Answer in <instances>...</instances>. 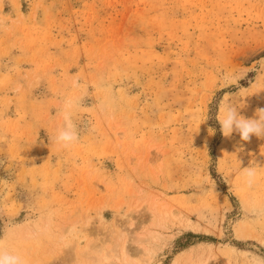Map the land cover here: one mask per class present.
Masks as SVG:
<instances>
[{"label":"rangeland","instance_id":"374dc122","mask_svg":"<svg viewBox=\"0 0 264 264\" xmlns=\"http://www.w3.org/2000/svg\"><path fill=\"white\" fill-rule=\"evenodd\" d=\"M228 104L264 109V0H0V251L264 264V137H225Z\"/></svg>","mask_w":264,"mask_h":264},{"label":"clouds","instance_id":"9594fccd","mask_svg":"<svg viewBox=\"0 0 264 264\" xmlns=\"http://www.w3.org/2000/svg\"><path fill=\"white\" fill-rule=\"evenodd\" d=\"M75 107L76 104L71 99L63 105L61 113L63 124L58 128L55 136V142L63 149H70L79 142L77 125L72 119ZM257 117V119H245L238 114L234 106L228 104L223 110L222 118L218 121L225 137L236 131L243 141H248L252 135L264 137V109L257 110ZM257 175V169L254 167H245L242 170V178L248 185L255 181ZM0 264H22V261L17 255L0 251Z\"/></svg>","mask_w":264,"mask_h":264},{"label":"bare ground","instance_id":"6f19581e","mask_svg":"<svg viewBox=\"0 0 264 264\" xmlns=\"http://www.w3.org/2000/svg\"><path fill=\"white\" fill-rule=\"evenodd\" d=\"M154 203H155V202H154ZM153 207H154V206H153ZM163 211H164V210H163ZM162 213H163V212H162ZM164 215H165V214H164ZM158 216H159V214H158ZM165 216H166V215H165ZM165 216H163V217H165ZM163 217H162V218H163ZM162 218H161V219H162ZM163 219H164V218H163ZM116 225H117V224H116ZM130 226H131V224H130ZM156 226H157V225H156ZM156 226H155V227H156ZM115 228H116V227H115ZM156 228H157V227H156ZM156 228H155V229H156ZM158 228L160 229V227H158ZM147 230H148V229H147ZM118 231H119V233L121 234V232H120L121 229H120V230L118 229ZM149 231H150V230H149ZM152 231H153L154 234L156 235L157 231H155V230H152ZM149 233H152V232H149ZM149 235H150V234H149ZM135 236H136V235H135ZM144 236H145V235H144ZM117 237H118V236H117ZM152 237H154V236H152ZM141 238H142V237H141ZM155 238H156V237H155ZM155 238H154V239H155ZM125 239H126V238H125ZM59 240H60V239H59ZM142 240H143V239H142ZM145 240H146V239H145ZM140 241H141V240H140ZM58 242H59V241H58ZM60 242H61V241H60ZM136 242H137V240H136ZM58 244L60 245V243H57V245H56V242H55L56 247L58 246ZM63 244H64V243H63ZM96 244H97V243H96ZM85 245H86V244H85ZM122 245H123V244H122ZM120 246H121V245H120ZM56 247H53V248H56ZM83 247H84V246H83ZM86 247H87V245L83 248V249H84L83 251H85ZM94 247H95V246H94ZM94 247H93V248H94ZM119 248H120V251H119V253H118V255H119L118 257H119V258L116 256V257H117L116 259H118V263H117V264H119V263L122 264V263H125V262H127V261L129 262V260L126 261V258H130V256H129L130 254H129L128 252H127L128 254L126 253L127 250L125 251V249H127V248H125L124 245L121 246V247H119ZM51 249H52V248H51ZM51 249H50V250H51ZM59 249H60V247H59ZM87 249H88V248H87ZM90 249H91V248H90ZM145 249H146V248H145ZM56 250H57V249H56ZM60 250H61V249H60ZM70 250H71V249H70ZM81 250H82V249H81ZM88 250H89V249H88ZM88 250H87V252H88ZM91 250H92V249H91ZM136 250H137V249H136ZM47 251H48V250H47ZM53 251H55V249H53ZM83 251H82V252H83ZM111 251H112V250H111ZM85 252H86V251H85ZM85 252H83V253H85ZM89 252H90V251H89ZM89 252H88V255H89ZM108 252H110V250H109ZM113 252L116 253V251H113ZM139 252H141V251H139ZM46 253H47V252H46ZM46 253H45V254H46ZM51 253H52V250H51ZM83 253H82V254H83ZM102 253H103V252H102ZM141 253H142V252H141ZM49 254H50V253L46 254V257L44 256V254H43V256H44L45 258H48V257L50 256ZM110 254H111V252H110ZM134 254H135V253H134ZM138 254H139V253H138ZM189 254H190V253H189ZM62 255H63V254H62ZM79 255L81 256V254H79ZM88 255H87V256H88ZM93 255H94V254H93ZM126 255H128V257H126ZM51 256H52V255H51ZM84 256H86V255H84ZM91 256H92V255H91ZM113 256H114V254H113ZM113 256H111V257H113ZM147 256H148V255H147ZM92 257H93V256H92ZM94 257H96V258L93 259L94 262L92 261V264H93V263H94V264H104V262H105V261L107 262V259L109 258V256H106V254H104V255L102 254V255H100V256L95 255ZM94 257H93V258H94ZM49 258H50V257H49ZM90 258H91V257H90ZM90 258H89V259H90ZM206 258H207V257H206ZM86 259H88V258L86 257ZM91 259H92V258H91ZM111 259H112V258H111ZM111 259H110V260H111ZM41 260H42V259H39V261H41ZM45 260H47V259H45ZM110 260H109V263H110ZM141 260H142V259H141ZM185 260H186V259H185ZM201 260H203V259H201ZM95 261H96V262H95ZM144 261H145V260H144ZM36 262H38V259H37V261H34V263H36ZM44 262H45V261H44ZM90 262H91V260H90ZM106 262H105V264H106ZM111 262H112V261H111ZM116 262H117V261H116ZM116 262H115V263H116ZM140 262H142V261H140ZM197 262H199V263H196V264H202V262H200V261H197ZM204 262H205V261H204ZM42 263H43V262H42ZM75 263H76V262H75ZM228 263H229V262H228ZM36 264H38V263H36ZM193 264H194V263H193ZM203 264H204V263H203Z\"/></svg>","mask_w":264,"mask_h":264}]
</instances>
